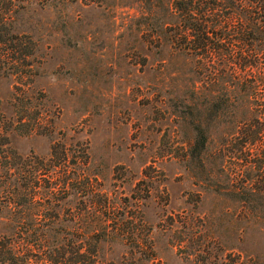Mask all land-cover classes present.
Returning <instances> with one entry per match:
<instances>
[{
  "label": "rangeland",
  "instance_id": "1",
  "mask_svg": "<svg viewBox=\"0 0 264 264\" xmlns=\"http://www.w3.org/2000/svg\"><path fill=\"white\" fill-rule=\"evenodd\" d=\"M178 22L169 0H0V160L21 193L11 212L0 177V235L32 264H264V85L230 86Z\"/></svg>",
  "mask_w": 264,
  "mask_h": 264
},
{
  "label": "trees",
  "instance_id": "2",
  "mask_svg": "<svg viewBox=\"0 0 264 264\" xmlns=\"http://www.w3.org/2000/svg\"><path fill=\"white\" fill-rule=\"evenodd\" d=\"M172 10L178 13L179 32L182 41L180 47L207 58L208 61H223L226 81L237 90L264 85V0H169ZM1 143L8 142L0 130ZM65 148L54 143L51 146L49 164L58 179L53 187H66V179L59 180V172L67 167ZM7 159V153H2ZM43 160L35 156L28 162L26 185L29 187L25 201L29 204L35 200L34 188L39 181ZM5 167L1 170V167ZM10 162L0 160V177L5 179L1 188L6 197V204L11 212L18 210L20 191L16 181L18 171ZM3 172V173H2ZM75 172V171H74ZM16 210V211H17ZM17 229L21 219L13 220ZM29 224V222H27ZM16 233V232H15ZM23 241H22V240ZM17 238L15 234L0 235V264H32L26 253L32 247ZM75 256L70 264H93L83 262V251L74 250Z\"/></svg>",
  "mask_w": 264,
  "mask_h": 264
}]
</instances>
